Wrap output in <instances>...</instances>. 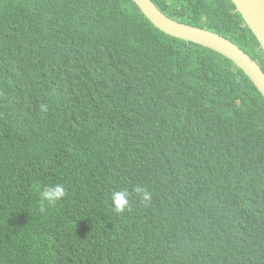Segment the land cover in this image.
<instances>
[{"label":"trees","instance_id":"obj_1","mask_svg":"<svg viewBox=\"0 0 264 264\" xmlns=\"http://www.w3.org/2000/svg\"><path fill=\"white\" fill-rule=\"evenodd\" d=\"M152 1L264 71L231 0ZM0 264H264V97L132 0H0Z\"/></svg>","mask_w":264,"mask_h":264},{"label":"water","instance_id":"obj_2","mask_svg":"<svg viewBox=\"0 0 264 264\" xmlns=\"http://www.w3.org/2000/svg\"><path fill=\"white\" fill-rule=\"evenodd\" d=\"M159 30L189 43L202 45L231 60L250 78L264 97V71L238 45L206 29L170 19L151 0H133ZM264 51V0H231Z\"/></svg>","mask_w":264,"mask_h":264},{"label":"clouds","instance_id":"obj_3","mask_svg":"<svg viewBox=\"0 0 264 264\" xmlns=\"http://www.w3.org/2000/svg\"><path fill=\"white\" fill-rule=\"evenodd\" d=\"M134 4L136 5L135 2H134ZM79 17L83 20L82 14H80ZM187 25H189V24H187ZM85 36H86V33L82 36L74 38L73 40H71L66 45V47L64 49V54H68L69 60H74V59H77L81 56V55H79L77 57H70V55L68 53V49L74 44L82 43L83 38ZM136 191L140 195L142 204L145 207H148L151 204L152 193L147 188H144V187L137 188ZM65 195H66L65 188L61 184H56L53 186L46 187L41 193L43 200L46 201L49 205L56 204L58 201H60L62 198H64ZM112 204H113V207H114V210L116 213H118V214L124 213L125 210L129 206V192L127 191V189H121L118 191H114L112 194Z\"/></svg>","mask_w":264,"mask_h":264}]
</instances>
